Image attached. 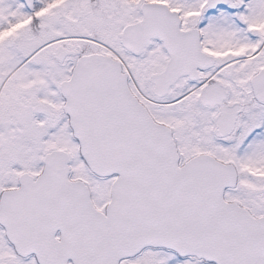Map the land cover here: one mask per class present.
Wrapping results in <instances>:
<instances>
[{
	"label": "snow or ice",
	"instance_id": "snow-or-ice-1",
	"mask_svg": "<svg viewBox=\"0 0 264 264\" xmlns=\"http://www.w3.org/2000/svg\"><path fill=\"white\" fill-rule=\"evenodd\" d=\"M0 264H264V0H0Z\"/></svg>",
	"mask_w": 264,
	"mask_h": 264
}]
</instances>
